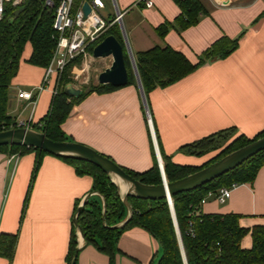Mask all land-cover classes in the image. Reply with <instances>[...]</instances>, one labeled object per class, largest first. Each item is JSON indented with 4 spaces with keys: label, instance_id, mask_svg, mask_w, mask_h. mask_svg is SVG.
<instances>
[{
    "label": "crops",
    "instance_id": "1",
    "mask_svg": "<svg viewBox=\"0 0 264 264\" xmlns=\"http://www.w3.org/2000/svg\"><path fill=\"white\" fill-rule=\"evenodd\" d=\"M114 1L124 13L119 31L131 69V59L153 47L168 46L193 64L222 36L238 38V47L225 59L206 63L147 96L136 78L132 85L91 93L62 125L72 142L90 147L121 168L143 173L154 158L162 165L163 158L180 166L205 164L215 152L196 156L183 147L219 132L233 129L251 139L264 130V16L260 17L264 0H201L207 13L198 23L182 31L171 29L163 39L155 29L179 15L172 0ZM107 2L101 15L111 19L112 1ZM30 54L26 44L9 86L7 114L15 123L30 122L33 129L48 111L53 85L34 96L33 109L17 97L19 91L36 90L42 83L45 69L29 65ZM93 60L98 59L84 67L75 64L71 75L79 79L77 66L84 71ZM97 84L96 79L92 85ZM15 155L0 153V236L15 237L11 259L0 252V264H66L76 207L90 192L92 180L45 155L28 193L36 156L25 153L15 161ZM202 213L239 215V226L248 230L264 226V163L252 184L234 187L223 205L207 200ZM77 240L76 264H109L106 255ZM251 245L248 233L240 246L248 250ZM117 250L116 264H157L162 253L158 242L138 227L120 235Z\"/></svg>",
    "mask_w": 264,
    "mask_h": 264
},
{
    "label": "trees",
    "instance_id": "2",
    "mask_svg": "<svg viewBox=\"0 0 264 264\" xmlns=\"http://www.w3.org/2000/svg\"><path fill=\"white\" fill-rule=\"evenodd\" d=\"M80 1L74 0V9ZM172 1L178 7L179 15L173 22L166 21L155 29V33L161 39L171 29L175 28L182 31L195 26L199 17L207 13L201 0ZM44 3L45 0H23L18 6H12L11 3L4 6L0 20V132L16 128L15 122L7 114L8 90L12 79L18 72L19 61L25 45L29 44L31 47V54L27 60L29 65L45 69L50 62L55 47L52 21L57 0L53 1V8L46 7ZM262 16H264V12L260 17ZM107 36H113L122 46L124 63L128 73L127 85L134 84L135 77L125 51L123 39L116 25L112 26L94 46ZM237 47L238 38L229 39L222 36L212 43L194 64L168 46L153 47L139 52L134 56V62L142 91L147 96L154 89L166 88L206 63L225 59ZM92 49L90 48V51ZM75 64H79V60L67 65L62 74L61 86L57 89L56 94L51 96L47 113L38 124L32 127L54 142H71L70 138L63 132L62 125L74 106L82 102L91 93L103 94L117 89L110 85L97 84L89 86L76 98L66 96L64 87L71 83L67 79V74ZM226 133L233 134L236 131L230 129L219 132L185 146L183 149H186L191 155L207 154L214 148L216 138ZM263 136L264 130L251 139L243 135H236L225 148L199 167L180 166L173 164L168 158H163L166 181L172 183L195 173ZM0 153L19 156L25 153L35 154L36 159L28 193L41 157L52 156L33 148L18 146L0 147ZM56 158L70 165L77 176L90 177L92 180L90 192L99 194V196L90 197L84 208L77 214L76 221L85 245H91L106 255L109 264H116L118 238L125 230L138 227L150 234L160 245L162 253L157 264H183L178 238L166 200L146 201L129 197L128 203L133 209L131 220L125 227L112 230L111 227L123 222L127 216V209L118 196L115 185L99 168L89 163L69 158ZM263 163L264 150L209 184L190 192L172 196V207L186 264H264V226H254L251 230L244 229L238 224L239 215L203 214L201 205L202 199L208 192H214L222 187H230L233 184L236 186L252 184ZM122 169L144 185L158 186L162 184L160 170L155 158L153 166L146 172L136 173ZM100 196L104 198L106 203L104 222H102ZM189 224L192 225V234L188 233ZM248 233H250L252 245L250 249L244 250L241 248L240 242ZM14 243L15 237L0 236L2 256L11 259ZM76 248V229L72 224L66 264H71Z\"/></svg>",
    "mask_w": 264,
    "mask_h": 264
},
{
    "label": "water",
    "instance_id": "3",
    "mask_svg": "<svg viewBox=\"0 0 264 264\" xmlns=\"http://www.w3.org/2000/svg\"><path fill=\"white\" fill-rule=\"evenodd\" d=\"M82 13L84 17H86L90 13V6L87 2H84L82 5ZM92 57L94 59L110 58L111 60L110 66L98 74V84L110 85L115 88H121L127 85L128 73L124 63L122 46L113 36H107L102 41H100L93 48ZM131 65L133 74L137 80L138 86L140 87L136 67L132 62ZM81 93L82 92L80 89L75 88L70 83L64 87V94L70 98H76ZM4 146L33 148L52 156L83 161L99 168L110 179L111 183L115 185V187L117 188L118 196L127 209V216L125 220L111 227L110 229L112 230L125 227L131 220L133 209L128 203L129 197L146 201L166 200L169 206L173 226L177 235L178 229L174 216V210L172 207V196L193 191L234 170L249 158L264 150V136L245 147L227 154L226 156L198 170L197 172L192 173L182 179L176 180L172 183H168L166 181L163 165L159 161L161 165V167H159V170L161 174L162 184L158 186L144 185L140 183L139 181L135 180L130 175L125 173V171L111 159L97 153L90 147L72 141L54 142L48 139L43 133L30 128H14L1 131L0 147ZM122 187L124 188V190H122ZM95 195L99 196V194L96 192H89L76 207L72 223L74 228L76 229L77 239L81 238L83 240V235L76 221L77 214L84 208L89 198ZM100 198L102 201V222H104L106 214V203L102 196H100ZM178 245L185 262L184 264H186L180 239H178ZM78 251L79 248L77 246L71 264H75Z\"/></svg>",
    "mask_w": 264,
    "mask_h": 264
},
{
    "label": "built area",
    "instance_id": "4",
    "mask_svg": "<svg viewBox=\"0 0 264 264\" xmlns=\"http://www.w3.org/2000/svg\"><path fill=\"white\" fill-rule=\"evenodd\" d=\"M22 1L0 0V20L4 12L5 4L11 3L12 6H17ZM53 1L45 0L44 5L53 8ZM111 1L114 13L111 19H106L101 15V11L104 9V4L101 0H81L75 9L74 0H57L52 21L55 47L50 62L44 70L42 83L36 90L28 92L19 91L17 94L19 99L28 101L33 109L36 103L34 98L43 90H46L48 86L53 85L51 94L52 96L55 95L57 92V80L68 64L79 60L81 66H86L87 62L93 59V49L90 51V48H94V45L112 26L116 25L121 30L124 13L119 10L114 0ZM84 2H87L90 6V13L86 17L82 13V5ZM131 62L135 65L133 59H131ZM15 125L16 128H30V122H16ZM17 158V155L12 157L15 161ZM158 167H161L159 162ZM234 187H236L235 184L230 187L219 188L214 192H208L202 199L201 205H204L207 200H213L219 205L225 204L230 198L231 190ZM192 232V225L189 224L188 233L192 234ZM177 236L179 239V233Z\"/></svg>",
    "mask_w": 264,
    "mask_h": 264
},
{
    "label": "rangeland",
    "instance_id": "5",
    "mask_svg": "<svg viewBox=\"0 0 264 264\" xmlns=\"http://www.w3.org/2000/svg\"><path fill=\"white\" fill-rule=\"evenodd\" d=\"M101 1L104 4H106L108 9L107 0H101ZM110 62H111L110 58L93 60L92 63L89 65V67H87V69H84V71L81 70L80 66H77L76 69H78V71L80 72L76 76H78L79 79H76L77 77L71 75L72 73L71 69L67 74L68 75L67 79L71 82L70 84H72L74 87L80 88L83 91H85L89 86H92L94 82L96 83L98 74L101 73L104 69L108 68L110 66ZM62 74L57 80L56 89H58L61 86ZM235 137H236V133L233 134L226 133L220 137H217L214 142V148L210 152H215V154H217L219 151L225 148Z\"/></svg>",
    "mask_w": 264,
    "mask_h": 264
},
{
    "label": "bare ground",
    "instance_id": "6",
    "mask_svg": "<svg viewBox=\"0 0 264 264\" xmlns=\"http://www.w3.org/2000/svg\"><path fill=\"white\" fill-rule=\"evenodd\" d=\"M122 190H124V188L122 187Z\"/></svg>",
    "mask_w": 264,
    "mask_h": 264
}]
</instances>
